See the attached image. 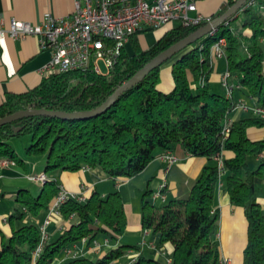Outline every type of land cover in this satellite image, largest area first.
<instances>
[{
	"label": "trees",
	"instance_id": "trees-1",
	"mask_svg": "<svg viewBox=\"0 0 264 264\" xmlns=\"http://www.w3.org/2000/svg\"><path fill=\"white\" fill-rule=\"evenodd\" d=\"M235 1L228 0L224 11ZM257 5L242 9L213 35L202 37L150 71L95 117L62 120L29 116L0 126V159L22 162L7 140L26 133L31 135V141L25 154L44 156L45 171L99 168L114 180L129 178L138 174L158 152H173L176 146L190 156L213 159L221 149L223 121L234 105L232 99L212 92L208 83L213 67L210 46L218 38L226 40L224 58L230 79H235L239 90L256 105L264 106V12ZM200 26L179 24L148 48L140 47L134 35L130 40L132 53L122 49L106 75L92 71L54 73L33 89L7 93L0 104V118L27 108L64 112L95 109L154 56ZM244 30H249L250 35H245ZM165 64H172L173 88L169 92L158 89L160 69ZM263 123L256 117L233 120L222 145L223 150L231 153L223 159L224 187L230 203L243 209L247 221L242 264H264V211L257 202L254 186V179L263 176L264 163L255 169L249 166V158L264 150V140L251 141L246 135L248 127ZM58 187L47 178L37 196L19 190L15 196L16 213L10 217L22 219V207L31 216L48 210ZM216 188L217 166L213 163L204 166L199 177L166 204L154 206L147 190L141 202V226L156 236L159 243L172 245L171 260L165 263L138 255L128 264H217L218 250L212 240L217 220L213 212ZM72 215L77 216V223L65 229L54 242L47 243L35 264H51L65 248L85 236L94 239L104 232L108 240H114L126 226L117 190L104 197L93 191L84 202H64L60 216L66 219ZM38 239V226L34 223L19 227L7 239L1 235L0 264H30L31 251ZM129 248L136 247L122 245L100 259L77 257L62 264L117 263Z\"/></svg>",
	"mask_w": 264,
	"mask_h": 264
},
{
	"label": "crops",
	"instance_id": "crops-1",
	"mask_svg": "<svg viewBox=\"0 0 264 264\" xmlns=\"http://www.w3.org/2000/svg\"><path fill=\"white\" fill-rule=\"evenodd\" d=\"M227 1L196 0V11L204 17H217L227 7ZM73 3L74 0H0V23L5 28L11 19L36 24L41 21L45 13H50L57 18L67 19L73 10ZM255 4H258V8L264 12V2H255ZM174 22L178 24L175 25ZM179 24H181L179 20H174L164 25L165 29H162V26L157 29H146L137 33L136 37L140 47L148 48L153 45L143 42L142 37L145 32L164 34ZM243 33L247 36L250 35L249 30H244ZM125 51L128 54L132 53L130 43L125 47ZM49 57L48 51L39 49L37 38L34 36H27L23 39H12L8 35H5L1 38L0 104L7 93H23L38 86L44 78L40 70L48 62ZM171 67L172 64H165L160 69V81L158 84L160 91L164 92L165 90V92H169L173 88ZM226 70L225 58H217L213 61L212 71L208 79L212 92L223 96H226V93L220 80ZM228 81L231 86H234L231 93L233 101L242 99L249 107L255 104L253 99H250L239 90L240 88L235 79L229 78ZM250 117H254L250 110L236 109L229 113V118L232 120ZM246 135L251 141L264 140V123L261 126L248 127ZM173 153L177 161L167 172H164L166 164L159 158L161 153L158 152L138 174L117 180L110 178L99 168H82L73 172L51 169L52 171L47 174L44 156H29L24 153V156L18 157L22 162L0 166L1 235L7 239L19 227L28 223L39 225L48 217L50 222L46 226L47 243H51L65 229L77 223V216L72 215L64 219L60 215L48 214L47 210L36 216H31L25 211L23 212L24 216L22 219L10 217L16 213L17 204L15 196L19 190H27L34 196L40 193L42 186L30 180L28 175L43 172L48 179L54 180L57 185L62 186L65 190L72 193H82L86 200L93 191L102 197L114 190L120 193L126 222L123 234L114 240H108L104 232L98 233L94 239L100 244L99 249H88L85 245L77 242V251L82 252L81 257L96 260L103 257L112 249L122 245H129L136 248L127 249L125 255L114 264L122 262L128 264L138 255L168 263L171 260L172 245L168 242L159 243L156 236L148 230L145 231L141 226V202L143 194L147 190L149 191L150 195L148 199L154 206L166 204L176 199L188 187L190 182L196 180L204 166L215 163L214 159L190 156L181 146H176ZM230 156L231 153L225 150L222 151L223 159ZM261 163H264V150L258 156L249 158L251 169L257 168ZM225 175L226 172L222 177L221 186H217L214 195L213 212L216 214L217 220L212 240L218 250L219 260L217 264H224L223 261L225 260L227 264H242L243 250L247 242V221L243 209L230 203L228 193L224 187ZM162 179L166 181L164 202H161L158 198H153V192ZM32 185L38 186V190L34 191ZM254 186L257 202L264 211V172L262 177L254 179ZM106 239L108 240L107 244H105ZM150 243H153L154 247H150ZM69 259L71 258L65 256L64 252H61L51 264H62Z\"/></svg>",
	"mask_w": 264,
	"mask_h": 264
},
{
	"label": "built area",
	"instance_id": "built-area-1",
	"mask_svg": "<svg viewBox=\"0 0 264 264\" xmlns=\"http://www.w3.org/2000/svg\"><path fill=\"white\" fill-rule=\"evenodd\" d=\"M253 5L255 1L248 0L242 9ZM174 20H179L181 24L195 26L209 23L213 18L204 17L196 11V0H74L73 10L67 19L45 13L41 21L36 24L11 19L5 28L0 23V39L5 35L12 39L36 37L39 49L48 51L50 55L48 62L40 70L44 77L72 71H92L106 75L119 58L121 50L125 49L134 35L146 29L160 28ZM215 31L213 30L209 35H213ZM225 45L226 40L223 37L212 43L210 46L212 64L215 59L225 57ZM99 62L103 63L105 73H102ZM229 78L230 74L226 70L220 82L225 90V97L232 99L231 93L234 86L230 85ZM236 109L250 110L254 117L264 121V106L253 104L249 107L242 99H237L232 107V110ZM232 121L229 117L224 119L220 133L221 149L213 155L217 166L218 187L221 186L222 177L225 174L222 145L230 132ZM159 158L166 164L164 172H167L177 161L172 151L161 153ZM13 164L12 160L0 159V166ZM28 178L40 186L47 181V176L43 172L30 174ZM165 188L166 181L162 179L153 192V198L164 202ZM68 200L84 202L86 198L82 193H72L59 186L47 210L48 214L60 215L62 204ZM21 210L27 211L25 207ZM49 222V218L46 217L41 224L37 225L39 239L31 251L30 264H35L47 244L46 226ZM78 242L88 249L100 247V244L95 239H90V236L82 237ZM107 242L106 239L105 244ZM76 244L77 242L63 250L65 256L69 258L82 256V252L77 251ZM149 245L154 247L153 243ZM223 263L227 264V261Z\"/></svg>",
	"mask_w": 264,
	"mask_h": 264
},
{
	"label": "water",
	"instance_id": "water-1",
	"mask_svg": "<svg viewBox=\"0 0 264 264\" xmlns=\"http://www.w3.org/2000/svg\"><path fill=\"white\" fill-rule=\"evenodd\" d=\"M248 0H236L231 6H229L222 14L215 17L211 22L205 23L204 25L198 27L195 31L191 32L182 39L176 41L151 60H149L143 67H141L134 75H132L126 82L117 87L113 93L98 107L89 111L81 112H64L46 109H35L27 108L15 111L0 118V126L14 122L16 120L22 119L29 116H50L56 117L62 120H83L89 119L99 115L108 109L127 89L141 82L153 69L159 68L163 63L171 59L173 56L178 54L180 51L188 47L189 45L195 43L202 37L208 35L213 30H216L221 24L231 22L238 13L242 10L244 5Z\"/></svg>",
	"mask_w": 264,
	"mask_h": 264
},
{
	"label": "rangeland",
	"instance_id": "rangeland-1",
	"mask_svg": "<svg viewBox=\"0 0 264 264\" xmlns=\"http://www.w3.org/2000/svg\"><path fill=\"white\" fill-rule=\"evenodd\" d=\"M174 24L177 25L178 23L177 22H174ZM162 29H165V26H163ZM161 35H162V33H158V32H145L143 34L142 39H143V42L148 43V45L149 44H154V42L157 40V38L159 36H161ZM173 60H174V58H173ZM99 66H100V69H101L102 73H105L106 72V69H105V67H104V65H103L102 62H99ZM191 87H193V84L192 83H191ZM164 92H165V90H164ZM30 141H31V135L30 134H27V133L26 134H23L21 136H18V137H11V138H9L7 140L8 144L13 148V150L18 155V157L19 156H24L25 149L30 145ZM51 171L52 170H47L46 172H47V174H49ZM32 187L34 188V191L38 190V188H39L38 186H37L38 187L37 188V187H35L33 185H32Z\"/></svg>",
	"mask_w": 264,
	"mask_h": 264
}]
</instances>
